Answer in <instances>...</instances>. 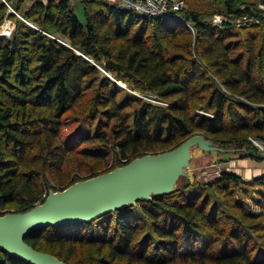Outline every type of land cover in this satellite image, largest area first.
Instances as JSON below:
<instances>
[{
  "label": "trees",
  "instance_id": "obj_1",
  "mask_svg": "<svg viewBox=\"0 0 264 264\" xmlns=\"http://www.w3.org/2000/svg\"><path fill=\"white\" fill-rule=\"evenodd\" d=\"M6 1L0 26L12 18L16 29L12 43H0L1 215L27 212L46 191L110 172L121 159L171 151L197 131L235 150L250 149L252 134L264 141L260 0H221L211 11L186 0L175 16L195 33L173 16L108 0H83L84 20L68 0ZM216 14L227 21L214 23ZM87 159L95 162L83 166ZM46 174L57 184L45 185ZM185 179L171 194L26 241L68 264H264V192L256 215L238 197L247 189L237 174ZM246 185L264 188V175ZM80 248L92 255L78 257ZM0 264L31 263L0 249Z\"/></svg>",
  "mask_w": 264,
  "mask_h": 264
},
{
  "label": "water",
  "instance_id": "obj_2",
  "mask_svg": "<svg viewBox=\"0 0 264 264\" xmlns=\"http://www.w3.org/2000/svg\"><path fill=\"white\" fill-rule=\"evenodd\" d=\"M199 150L218 154L224 161L244 152L195 135L171 151L144 155L65 190H50L42 204L27 212L0 214V249L31 264H68L35 249L27 243V237L48 227L91 223L117 210L136 206L138 201L171 194L182 178L191 179V162Z\"/></svg>",
  "mask_w": 264,
  "mask_h": 264
},
{
  "label": "rangeland",
  "instance_id": "obj_3",
  "mask_svg": "<svg viewBox=\"0 0 264 264\" xmlns=\"http://www.w3.org/2000/svg\"><path fill=\"white\" fill-rule=\"evenodd\" d=\"M108 1L112 2V3L114 2L113 0H108ZM242 1L246 2V0H237L236 4H241ZM247 1L248 2H254V3L258 2L257 0H247ZM197 2H198V5H200V7L205 11H211V10H215V9H218V10L223 9V5L218 6V8L212 6V3H214V2L215 3H221V0H199ZM29 3H28V1H26L24 3L23 9L25 12L28 9H30ZM12 9H11V11L13 12L14 9L13 10ZM76 12H77V15L82 20H84V8H83V5L81 4V2L76 3ZM7 25H8V28H10V30H12L14 32L16 29V21L13 20L12 18L6 19L4 21V23L0 26V43H2V44H5L6 42L12 43V41H13V36H12L13 32H12L11 36H7V35L5 36L4 31H5V27ZM58 37L60 39L59 41H61L62 43H64V42L67 43L66 38H64L61 35H58ZM138 94H139V96L141 95L142 97L144 95V94L142 95L140 93H138ZM195 135L205 136L203 134V132H201V131H197V134H195ZM252 135H251L252 137L248 138V141L252 147L250 149H247L248 147L247 148L244 147L243 149H245L246 151L244 150V152L241 153L242 155H239L238 153L233 154L232 158H230L227 161L220 160L219 158L221 156L218 154H212V153L207 154V153H204L200 150L197 151L194 154L193 160L191 162L192 168L190 167L191 168L190 176H192V177H191L190 181H193L194 184L196 182H199L201 184H206L208 182H211V181L217 179L224 172H230V173L237 174L238 176H240L243 179V182H244V185H241L242 187L241 186L240 187L247 189L245 191L239 189L238 190V197L241 199L242 203L245 205L246 209L249 212L258 215V214H260L261 210H260L258 204H256V203H257V199L261 195L260 191L264 192V188L256 189L254 187H250V186L246 185V183H247V181H252V180L264 175V143L259 145L258 140H256L257 138L254 137V134H252ZM205 137L208 138L207 136H205ZM209 140H212V139H209ZM249 152L251 154H248ZM161 153H164V152L161 151L160 153H157V154H161ZM73 159H76V157H74ZM81 160H82V158H79V160H76L75 161L76 164L80 165ZM94 162L95 161H92L91 159H87L86 162H83V166H85V164L91 165ZM108 162L110 165H112V164L114 165L116 163L115 157L111 156L109 158ZM72 175H71L72 177L78 176V174H76L75 172ZM185 181L190 182L189 180H187V178L185 179ZM44 183H45V185H51V187H52L55 184H57V180H55L53 177L51 178L50 175L46 174ZM188 185L191 186L192 182H190ZM13 209H15V208H13ZM92 251L90 249L87 250L85 248H83V249L80 248L78 250V257L84 256V257L88 258V256L92 255Z\"/></svg>",
  "mask_w": 264,
  "mask_h": 264
},
{
  "label": "built area",
  "instance_id": "obj_4",
  "mask_svg": "<svg viewBox=\"0 0 264 264\" xmlns=\"http://www.w3.org/2000/svg\"><path fill=\"white\" fill-rule=\"evenodd\" d=\"M3 1L5 3H7L6 0H3ZM37 1H40V0H37ZM43 1H45V0H43ZM55 1L59 2L61 0H55ZM68 1H70L72 4L75 5L77 2H82L83 0H68ZM113 1H114V3L121 4L123 7L127 8V9H132V10H134L138 13L144 14V15H150V16H156V17L173 16L174 18H177V19H180V18L175 16V13L182 12L185 8H187L186 0H113ZM260 7L264 8V0H260ZM13 12L16 13L14 10H13ZM180 20L192 33H195L194 26L191 24V22L184 20V19H180ZM225 21H227V18L224 15L216 14L213 17V22L216 24H222ZM26 22L29 25H31V23H29L28 21H26ZM246 24H247V22H245V21H238L237 22V25L239 27L244 26ZM12 32L13 31L10 30V28H9V31L7 34H5V36L6 35L11 36ZM143 97L152 101V102L161 103L153 95H145V96L143 95ZM256 140H258L259 145L264 143L262 140H260L258 138ZM121 162H122L121 164H123V166L128 164L127 159H121ZM113 167H114L113 164L109 166V168H111V169ZM48 195H49V192L46 191L44 194V200L48 197Z\"/></svg>",
  "mask_w": 264,
  "mask_h": 264
},
{
  "label": "bare ground",
  "instance_id": "obj_5",
  "mask_svg": "<svg viewBox=\"0 0 264 264\" xmlns=\"http://www.w3.org/2000/svg\"><path fill=\"white\" fill-rule=\"evenodd\" d=\"M8 31H9V28H8V25H7V26L5 27V31H4V33L7 34ZM123 86H124V85H123Z\"/></svg>",
  "mask_w": 264,
  "mask_h": 264
}]
</instances>
